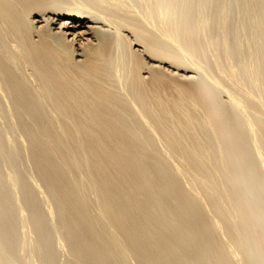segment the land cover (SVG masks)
Wrapping results in <instances>:
<instances>
[{
    "label": "bare ground",
    "instance_id": "obj_1",
    "mask_svg": "<svg viewBox=\"0 0 264 264\" xmlns=\"http://www.w3.org/2000/svg\"><path fill=\"white\" fill-rule=\"evenodd\" d=\"M135 262L264 264V0H0V264Z\"/></svg>",
    "mask_w": 264,
    "mask_h": 264
},
{
    "label": "rangeland",
    "instance_id": "obj_2",
    "mask_svg": "<svg viewBox=\"0 0 264 264\" xmlns=\"http://www.w3.org/2000/svg\"><path fill=\"white\" fill-rule=\"evenodd\" d=\"M237 219L239 220V218H237ZM241 224H244V222H243V221H241ZM63 255H64V256H63ZM62 256H63L64 258H63ZM60 257H61L62 259H65V254H64V253H62ZM135 264H136V262H135Z\"/></svg>",
    "mask_w": 264,
    "mask_h": 264
}]
</instances>
